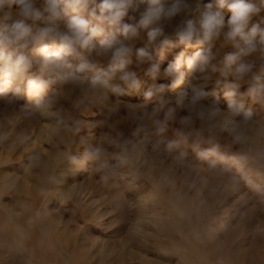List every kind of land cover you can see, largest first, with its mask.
Returning a JSON list of instances; mask_svg holds the SVG:
<instances>
[{"label": "rangeland", "instance_id": "obj_1", "mask_svg": "<svg viewBox=\"0 0 264 264\" xmlns=\"http://www.w3.org/2000/svg\"><path fill=\"white\" fill-rule=\"evenodd\" d=\"M186 2L189 7L182 10L183 18L179 13L171 22L162 19L148 28L139 25L140 12L144 11L146 4H141L140 10L129 9L122 23L136 27L137 34L128 37L118 30L119 26L108 25L92 17L89 14L93 7L91 4L88 10L70 12L69 15H80L88 20L90 28L100 26L104 31L93 38L90 49L77 47L76 53L67 58L72 68L65 71L76 72L81 63L87 62L91 67L86 72L95 67L101 68L100 72L111 73V51H106L101 41L113 36L131 49L125 58V67L117 68L108 84L96 87L100 90L98 92L92 89L95 93L90 92L91 95L86 87L88 73H78L83 76L82 82H65L48 75L47 71H40L41 47L46 43L51 51L59 48V41L56 44L50 40L30 43L28 48L20 49L33 63L30 75L49 83L39 95L31 96L25 78L19 82V94L11 91L16 86L13 84L9 86L8 95L0 97V147L7 145L8 149L24 151L23 156H27L25 160L28 161L35 159L38 152L41 156L52 150L57 152L72 138L73 142H82L85 152L82 160L86 165L78 169L71 196L66 199L59 195L60 200L55 201L54 206L49 203L37 205L27 198L17 201V204L14 202L13 206V203L3 202L4 206L8 205L12 219L22 225L20 235L12 229L13 226L5 225V220H9L7 215L0 214V221L4 222L0 233L5 230L3 242L14 246V241L28 236L30 242L26 251L33 254L24 263L12 264H189L186 263L188 258H183L185 253L198 251L204 254L215 246L224 250L225 258L230 260L231 257L230 262L235 264H254L255 259L264 258V239H261L262 231L258 229L259 221L247 227L255 215L250 210L264 213V46L259 45L257 36L254 41L257 51L241 54V49L246 47L244 41L227 35L232 13L226 6L220 8L217 0ZM35 3L43 10L46 0H35ZM209 3L213 5V11H220L224 16L225 22L218 35L202 44L197 43V38L190 44L182 43L176 35L177 26L195 7L196 10L198 8L199 20H191L199 27L201 14ZM246 3L258 8L244 29L247 34L255 24L264 27V0H246ZM68 19L64 16L54 21L41 19L29 23L33 34H38L44 27H55L65 32ZM155 26L161 27L163 34L153 41L149 39L148 32ZM165 39L168 44L163 43ZM199 39H203L202 34ZM167 48L172 53L168 57L163 53ZM192 48H197V53L187 63L195 61L198 53L208 55L209 60L206 64L197 63L195 69L189 68L188 64L183 67V103L177 104L172 98L173 92L167 90L172 86L175 74L174 67L172 71L168 70L175 65L171 56L175 51ZM140 49L149 55L139 57ZM102 53L107 55L108 61L101 58ZM228 55H237L238 59L228 65ZM246 63L253 67L241 76L237 68ZM154 65L156 70L150 72ZM126 72L135 73L138 87H130L120 79ZM160 85H164L163 89ZM149 92L152 93L150 96L147 95ZM197 92L205 95L193 104L192 98ZM229 92L235 95L228 96ZM230 104L233 106L229 107ZM44 105L53 116L54 124H59L53 141L36 139ZM210 109L217 113L215 122L220 119L231 123L251 142L232 150L231 144L228 146L225 140L226 130L218 124L219 129L215 133L216 126L211 127L207 123ZM248 112L251 116L246 120ZM65 129L70 132H64ZM233 140L231 138L230 143ZM24 146L26 148L23 149ZM223 148H229L228 155L214 160ZM244 223L247 224L244 226ZM254 246L258 247L257 252ZM16 251L12 248L4 255L5 258L23 259ZM223 260L220 264H225Z\"/></svg>", "mask_w": 264, "mask_h": 264}, {"label": "clouds", "instance_id": "obj_2", "mask_svg": "<svg viewBox=\"0 0 264 264\" xmlns=\"http://www.w3.org/2000/svg\"><path fill=\"white\" fill-rule=\"evenodd\" d=\"M91 7L89 14L97 21L107 23L112 26H119L118 30L123 36L128 37L130 34L135 36L137 28L133 25L122 23L123 18L127 15L128 10H138L141 4H146L144 11L140 12L139 25L148 28L150 25H155L157 22L164 20H172L182 10L189 7L186 0H101L97 3L96 0H46L43 10L36 7L35 0H0V97L7 96L9 86L16 84L11 89L14 94L21 92L19 82H22L33 67L32 61L20 49L28 48L29 44H40L45 40H50L56 44L59 41V50L50 51L48 44H43L41 52L43 55L42 71L46 70L50 75L65 81V82H82L83 78L78 73L85 72L91 67L87 62L81 63L76 72L65 71L71 69L72 65L67 59L76 53L77 47L81 49H90L93 38L103 33L104 29L100 26L89 27V21L80 15H69V13H79ZM220 8L225 6L231 11L232 15L228 20L229 38L235 39L240 37L246 47L241 49V54L247 55L257 51V43L255 38L259 36V45L264 46V27L259 24L252 26L249 33H245L244 29L249 24L253 14L258 12V8L246 0H217ZM15 6V7H14ZM211 3L205 6V10L201 14L199 27L196 23L187 19L177 26L176 35L180 41L185 44H190L194 38H197V43H204L205 40H210L213 36L218 35L219 29L224 25V16L220 11H213ZM97 10L99 14H97ZM64 16H68L67 31H58L55 27H44L40 29L38 34H33L32 25L29 21H38L41 19L47 21L58 20ZM163 34V29L159 26L152 27L148 32L150 40H156L157 37ZM202 34L203 39H199ZM164 44L169 41L165 39ZM102 46L106 51H111V69L112 72L101 71L95 75L91 81V87H101L108 84L117 68L125 67V58L130 53L131 49L116 40L115 36L111 39L102 40ZM139 57L144 58L149 55L144 49L138 52ZM238 59L237 55H228L227 64L231 65ZM209 56L203 53H198L195 61H188V66L195 69L196 64H206ZM176 68L179 67L177 64ZM253 65L251 63L240 64L237 72L243 74L251 71ZM156 66L149 69L154 72ZM169 71L173 70L170 66ZM121 80L129 83L130 87H138L139 81L135 78V73H124ZM258 79V78H257ZM49 81L36 77L27 80V90L30 95H39L40 91L45 88ZM164 85H160L163 89ZM235 87V86H234ZM119 90V89H116ZM195 92L196 90L193 89ZM149 92L147 95H151ZM205 93L197 92L192 98V103L196 104ZM228 96L235 95L234 92L227 93ZM233 105L230 104L229 107ZM240 107H243L241 105ZM213 115L216 113L213 112ZM203 115V113H201ZM251 116V112L246 113L245 119ZM239 139V137H237ZM99 152V149L97 150Z\"/></svg>", "mask_w": 264, "mask_h": 264}, {"label": "bare ground", "instance_id": "obj_3", "mask_svg": "<svg viewBox=\"0 0 264 264\" xmlns=\"http://www.w3.org/2000/svg\"><path fill=\"white\" fill-rule=\"evenodd\" d=\"M140 10V9H139ZM145 10V9H144ZM188 11V10H187ZM184 13V12H183ZM198 8L197 10L195 9H191V11H189V13L187 14L186 13V19H192L194 21H198ZM70 14V13H69ZM182 14V13H181ZM180 14V15H181ZM179 15V16H180ZM178 16V15H177ZM183 18V14L181 16ZM174 19V18H173ZM179 19V18H178ZM172 20L168 21L167 22H171ZM164 22V21H162ZM150 27V26H149ZM169 27V26H168ZM136 41V40H135ZM172 48V47H171ZM173 49V48H172ZM175 49V48H174ZM59 48L58 47H55L53 50L51 51H58ZM22 51V50H21ZM164 55L167 57L169 55H171V49H165L163 51ZM171 53V54H169ZM197 53V48H192V49H185L184 51H181V52H178V51H175L173 53V55L171 57H173V62L175 63V65L173 64V67H174V70H175V74H174V79H172V86L169 87L167 90L168 91H172L173 92V99L175 100L174 102H176L177 104H180V103H183L182 101V98L183 96L181 95L183 93V89H184V75L182 74V69L183 67L188 64L187 63V60L188 59H191V57L195 56ZM103 54V53H102ZM43 53L41 54V58H40V62H41V66L39 68L41 72L45 73L46 70H43L42 71V61H43ZM84 56V54H83ZM100 57V56H99ZM164 57V56H163ZM102 59H107V55L103 54L101 56ZM101 59V60H102ZM100 60V61H101ZM167 60V59H166ZM105 61H108L105 60ZM138 61V60H137ZM164 61V60H163ZM96 63V62H95ZM133 64V63H132ZM179 65L178 68H176L175 66L176 65ZM90 65V64H89ZM98 67V66H97ZM101 69V68H99ZM98 68H95V67H92V69L88 70L87 72L85 71V74L88 73L87 75V81H88V85L86 86L87 87V90L89 91V94L90 92L93 94L95 93L91 87V84H90V81L91 79L97 75L98 73H100V70ZM31 72V71H30ZM31 73H27L25 78L28 79H31L33 76L30 75ZM253 74V73H251ZM50 75V74H48ZM85 76V75H84ZM83 77V76H82ZM252 77V76H251ZM24 78V79H25ZM34 78V77H33ZM254 80V79H251V81ZM250 81V82H251ZM86 82V81H85ZM86 84V83H85ZM170 85V84H169ZM85 87V88H86ZM142 87V86H141ZM84 88V89H85ZM111 89V88H110ZM86 90V89H85ZM94 90H96V92H98L99 88H95ZM102 90V88H101ZM93 91V92H92ZM100 91V90H99ZM110 91V90H109ZM45 92V91H44ZM86 93L88 94V92L86 91ZM43 94V93H42ZM172 94V93H171ZM91 95V94H90ZM33 96V95H31ZM101 96H104V95H101ZM256 96V95H255ZM40 97V96H39ZM103 98V97H102ZM98 100V99H97ZM100 100V99H99ZM103 99H101L100 101H102ZM104 100H109V99H105ZM99 102V101H98ZM43 104V103H42ZM174 104V103H173ZM175 105V104H174ZM42 107V106H41ZM44 107H47L46 105L43 106V109L41 111H43L44 113L43 116H41L42 120L40 122L39 125H37V131H39L36 136V139L41 140L43 141L45 138H48V139H45L46 141H53V138L55 135V133H58L59 131V124H54V119H53V116L50 117L49 115V111L48 109L44 108ZM210 108V107H209ZM207 107V109H209ZM41 109V108H40ZM203 109V108H202ZM50 110V109H49ZM53 111V110H52ZM209 110H207L208 112ZM210 115L207 119V123L210 124L211 127H215V133L217 132V130L219 129L218 128V124H220L223 128V130L225 129L226 130V137H225V133L223 134L224 137H225V140L227 141V145L232 146V150L234 148H238L241 144H244V143H247L249 142L250 140H246L245 136H243V134H240L238 133L236 130L238 129H234L235 127H233V125L231 123H227L226 121H220V119H218V121L215 122L216 118H218L215 115H213L212 113L214 111H209ZM52 113V112H51ZM58 113V112H56ZM203 113V112H201ZM200 113V114H201ZM54 115V114H53ZM58 115V114H56ZM55 115V116H56ZM201 116V115H200ZM203 116H204V113H203ZM39 117V116H38ZM205 117V116H204ZM202 118V117H201ZM203 119V118H202ZM201 119V120H202ZM224 119V118H222ZM221 119V120H222ZM200 120V121H201ZM204 120V119H203ZM40 121V120H39ZM33 125V124H32ZM64 125V124H63ZM200 126V124H199ZM61 127V126H60ZM29 128V127H28ZM209 128V127H208ZM9 129V128H8ZM13 129V128H12ZM207 129V128H206ZM211 129V128H210ZM61 130V129H60ZM243 130V129H242ZM18 131V130H16ZM26 132H29L28 130ZM66 133L70 132L68 131L67 129H65ZM191 132V131H190ZM11 133V132H10ZM33 133V132H32ZM31 133V134H32ZM35 133V132H34ZM192 133V132H191ZM203 133V132H202ZM238 133V134H237ZM244 133V132H243ZM6 134V133H5ZM4 134V135H5ZM21 134V132H20ZM206 134V133H205ZM204 134V135H205ZM3 135V136H4ZM9 135V134H8ZM29 135V134H28ZM35 136V135H34ZM63 136V135H62ZM65 136V135H64ZM67 136H69L67 134ZM222 136V135H221ZM7 137V136H6ZM18 137V135H17ZM25 137V136H24ZM31 137V136H29ZM59 137V136H58ZM71 137V136H69ZM239 137V139L237 138ZM231 138H234L233 140V143H230L231 142ZM16 139V138H15ZM33 139V138H32ZM31 140V139H30ZM57 140V139H56ZM66 140V139H65ZM73 139L72 138H69V142L64 145L65 147L58 149L57 152H52L50 151V153L48 155H43L41 156V154L39 155V152L37 154V156H35L36 158L35 159H30V160H25V158H27V156L24 158L23 156V153L24 151L22 152H18L16 150V148H9L8 149V146L6 145H3L0 147V214L1 216L2 215H7L6 218L9 219L8 221L5 220V225L7 224V226L9 228H13L12 229H16L19 234L21 232V227L22 225L21 224H18L16 220L12 219L13 217L10 216L8 213V205L9 204H12V206L14 205V202L17 204V201H20L21 199H24V198H27L29 200H31L33 203L37 204V205H41L42 203H49V205H53V203H55V201H57L59 198V195L61 196H64L67 198H69L71 196V194L74 192V180L75 178H77L78 176V172L81 167H84L86 165V162L84 160H82V157L85 156V152L82 150V142H80L79 140L78 141H75L73 142L72 141ZM6 141V140H5ZM4 141V142H5ZM10 141V140H9ZM58 141V140H57ZM68 141V140H67ZM208 142V141H207ZM251 142V141H250ZM44 143V142H43ZM52 143V142H51ZM60 143V142H59ZM6 144V143H5ZM40 144V143H39ZM58 144V143H57ZM22 145V143H21ZM25 145V144H24ZM53 146V145H52ZM39 147V146H38ZM41 147V146H40ZM59 147V146H58ZM21 148V147H20ZM26 148L25 146L23 147V149ZM32 149V148H31ZM48 149V148H47ZM46 149V150H47ZM224 149V148H223ZM228 149L229 148H225L221 154L219 156H217L214 160H218L220 159L222 156H226L228 155ZM34 150V148H33ZM41 150V149H40ZM39 151V150H38ZM27 152H30V151H27ZM45 152V151H44ZM30 154V153H29ZM34 155V154H32ZM138 155V154H137ZM87 156V155H86ZM185 157V156H184ZM31 158V157H30ZM34 158V157H33ZM136 160V159H135ZM213 161V160H212ZM211 161V162H212ZM34 162V165L32 166L31 164ZM206 162V161H205ZM209 162V161H208ZM258 162V161H257ZM210 163V162H209ZM39 165V166H38ZM149 166V165H148ZM151 166V165H150ZM83 169V168H82ZM81 171V170H80ZM92 172V171H91ZM152 172V171H151ZM148 173V172H147ZM22 174V176L20 175ZM152 176V175H151ZM158 181V180H157ZM77 182V181H76ZM260 186V185H259ZM259 189V188H258ZM258 189H255V190H258ZM77 191V190H76ZM261 193V191H260ZM264 193V191L262 192ZM261 195V194H260ZM263 195V194H262ZM261 195V196H262ZM26 199V200H27ZM60 200V199H59ZM3 202H8V205H3ZM23 203V202H22ZM26 203V202H25ZM58 202H56L57 204ZM71 203V202H70ZM15 204V205H16ZM18 204H21V203H18ZM7 206V207H6ZM27 206V205H26ZM33 206V205H32ZM54 206V205H53ZM263 206V205H262ZM22 207V206H21ZM50 207V206H49ZM262 207H259V210H261ZM22 209V208H21ZM254 209H257V208H254ZM263 210V208H262ZM19 211V210H17ZM255 212L253 213L254 215V219L252 220V214L251 212ZM249 214L250 215V219L251 221H248V226H251L254 222H257L259 221V227L258 229L261 230V236L263 238L260 237V235L258 233V238L260 237L261 239H264V213L261 211H258L256 212L255 210H250ZM248 214V215H249ZM16 217V216H15ZM4 218V219H6ZM3 219V220H4ZM25 219V218H24ZM23 219V220H24ZM149 219V218H148ZM249 219V218H248ZM2 220V219H1ZM245 221V222H247ZM4 222L3 221H0V227L3 224ZM21 223V222H20ZM245 224L247 223H244V226ZM257 224V223H256ZM31 226V225H30ZM33 226V225H32ZM31 226V227H32ZM37 226V225H36ZM243 226V227H244ZM4 227V226H3ZM34 227V226H33ZM242 227V226H241ZM25 228V227H24ZM36 228V227H35ZM48 228V227H47ZM253 228V227H251ZM30 230V228H28ZM33 229V228H32ZM245 229V227L243 228ZM25 230V229H23ZM251 229H249L250 231ZM5 230H3V234L5 233L4 232ZM236 231V230H235ZM244 231V230H243ZM26 232V231H25ZM47 232V231H46ZM49 232V231H48ZM239 232V231H238ZM259 232V231H258ZM2 233H0V263H8V264H12V263H24V260L27 259L28 257H30L31 255L33 254H29L26 250H27V244L30 242V238L27 236L23 239H19L17 241H14V246L13 245H10L8 243H4L3 242V237L4 235H2ZM28 233V232H26ZM30 233V232H29ZM54 233V232H53ZM211 232H209L210 234ZM236 233V232H235ZM243 233V232H242ZM260 233V232H259ZM18 234V235H19ZM22 234V233H21ZM20 234V235H21ZM55 234V233H54ZM250 234H251V231H250ZM249 234V235H250ZM242 235V234H241ZM255 235V234H254ZM6 236V235H5ZM8 236V235H7ZM11 236L12 234L9 236L10 239H11ZM30 236H31V233H30ZM210 236V235H209ZM212 236V235H211ZM256 236V235H255ZM254 236V237H255ZM8 237V238H9ZM17 237V236H16ZM23 237V236H21ZM54 237V235H53ZM253 237V236H252ZM5 238V237H4ZM7 238V237H6ZM20 238V237H19ZM33 238V236L31 237V239ZM9 239V240H10ZM18 239V238H17ZM56 239V238H55ZM214 239V238H213ZM216 239V238H215ZM218 239V238H217ZM250 239V238H249ZM252 239H256V238H252ZM7 240V239H6ZM8 240V241H9ZM259 240V239H257ZM256 240V242H258ZM5 241V240H4ZM34 241V240H33ZM210 241V239H209ZM213 241V240H212ZM211 241V243H212ZM215 241V240H214ZM218 241V240H217ZM216 241V242H217ZM250 241V240H249ZM253 241V240H252ZM6 242V241H5ZM32 242V240H31ZM36 242V240H35ZM214 242V243H216ZM220 242V241H219ZM231 242V241H230ZM261 242V240H260ZM259 242V243H260ZM13 243V242H12ZM34 243V242H33ZM205 243V242H204ZM207 243V242H206ZM226 243V242H224ZM236 243V242H235ZM251 243V242H250ZM254 243V242H253ZM214 245V244H213ZM217 245V243H216ZM261 245V244H260ZM263 245V243H262ZM20 250H18L17 248L20 247ZM182 246V245H181ZM180 246V247H181ZM205 246V245H204ZM215 246V245H214ZM232 246V245H230ZM257 246L258 243H257ZM257 246H254L255 248ZM177 247V246H176ZM216 247V248H215ZM215 247H210L208 250H206V252L203 254L201 252H188V253H185L186 256L183 257L184 259L185 258H188V260L186 261V263H189V264H220L221 263V260L224 259L225 260V264L227 263H231L233 264L234 261L230 262V260H232V258L229 256L230 260H228L227 258H225L226 256L223 255L224 254V250H220V249H217V246ZM218 247H219V244H218ZM221 247V245H220ZM264 248V246H262ZM261 247V249H262ZM15 249L16 252L20 253L23 257V259H18V258H13L11 257L10 259L9 258H5V254L7 252H10L11 250ZM254 248V249H255ZM182 249V248H181ZM186 249V248H185ZM206 249V248H205ZM30 250V249H29ZM34 250V249H33ZM36 250V249H35ZM105 250V249H104ZM179 250V249H178ZM193 249H191L192 251ZM201 250V249H200ZM258 250V247L256 249V252ZM175 251V250H174ZM177 251V250H176ZM203 251V250H202ZM32 253V251H30ZM36 252V251H35ZM187 252V251H186ZM178 253V252H177ZM226 253V251H225ZM259 253V252H258ZM8 254V253H7ZM179 254V253H178ZM182 254V253H181ZM183 254V255H185ZM260 254H262L260 252ZM10 255V254H9ZM181 255V256H183ZM256 255V254H255ZM119 256V255H118ZM260 257L259 254H257L256 257ZM262 256V255H261ZM264 256V255H263ZM18 257V256H16ZM35 257V256H34ZM258 257V258H259ZM33 258V257H32ZM39 258V257H38ZM16 259V261H15ZM29 259V258H28ZM121 259V258H119ZM118 259V260H119ZM254 259V258H253ZM113 260V259H112ZM117 260V259H116ZM182 260V259H181ZM223 260V261H224ZM115 261V260H114ZM121 261V260H120ZM178 261V260H177ZM176 261V262H177ZM183 261V260H182ZM255 262H253L254 264L257 263V264H264V258L262 257L261 259H255L254 260ZM100 262V261H99ZM117 261H115L116 263ZM123 262V261H121ZM101 263V262H100ZM120 263V262H119ZM184 263V262H183ZM122 264V263H121ZM124 264V263H123ZM185 264V263H184ZM235 264V262H234Z\"/></svg>", "mask_w": 264, "mask_h": 264}]
</instances>
